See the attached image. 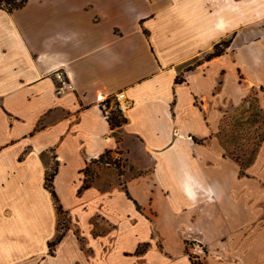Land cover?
I'll use <instances>...</instances> for the list:
<instances>
[{
	"label": "crops",
	"instance_id": "0c3cea01",
	"mask_svg": "<svg viewBox=\"0 0 264 264\" xmlns=\"http://www.w3.org/2000/svg\"><path fill=\"white\" fill-rule=\"evenodd\" d=\"M257 87L264 108V0L0 6V264H201L186 241L212 249L264 214V140L247 175L219 135ZM120 91L130 105L112 127L98 99ZM106 151L123 171L82 188ZM243 245L242 262L204 264H264L261 226Z\"/></svg>",
	"mask_w": 264,
	"mask_h": 264
},
{
	"label": "rangeland",
	"instance_id": "374dc122",
	"mask_svg": "<svg viewBox=\"0 0 264 264\" xmlns=\"http://www.w3.org/2000/svg\"><path fill=\"white\" fill-rule=\"evenodd\" d=\"M220 48H224V45H222ZM206 55L204 58H206ZM260 93V88H253L247 106L244 108L240 105L235 108L234 111L229 114V117H226L222 122L221 129L219 131V135L226 152L230 154L231 152L235 151V153L240 156L242 161H245L252 156L253 150L258 142V138L264 131V112L258 111V107H260L258 95ZM261 109L264 110V108ZM242 150H245V154ZM125 164L126 163L122 156L112 152L106 153L103 155V157H98L92 163H90L88 168H86L85 178L91 184L95 183L101 187H110L112 186L113 182L112 175L121 173L123 168L126 166ZM259 165L260 168L261 164ZM251 167L252 170H254L255 165ZM256 169H258V165L256 166ZM254 173L255 171L249 174L251 177L252 192L258 185L256 181L254 182ZM253 199L257 200V197L252 196V200ZM252 204L258 205L259 201H252ZM67 221L68 217L62 213L60 217L61 226H64V224L67 225ZM259 226L264 229V214L261 220H258V218L253 220L251 228L243 229L242 231L241 229L237 230L238 233L236 232L233 234L231 238L225 243L219 244L217 246L215 245L214 248H212L213 250L210 248L208 249V247L203 243H199L197 241H186V252H188L190 258L193 261L200 262L202 264H204V258H206L208 254L212 256L217 255L215 258L219 260L226 259L229 261L235 260L242 262V255H244L243 243L244 241L249 240V238L252 239V235L255 231L257 232L259 230ZM193 248H197L200 253H193Z\"/></svg>",
	"mask_w": 264,
	"mask_h": 264
},
{
	"label": "trees",
	"instance_id": "16d2710c",
	"mask_svg": "<svg viewBox=\"0 0 264 264\" xmlns=\"http://www.w3.org/2000/svg\"><path fill=\"white\" fill-rule=\"evenodd\" d=\"M27 2V0H0V6L1 7H4L5 9L9 10V11H12L13 9L15 8H19L21 6H23L25 3ZM232 41V37L226 39V40H221L219 41L215 46H214V49L213 51L209 52L207 55H206V59H211L212 57L214 56H217V55H220L222 54L225 50H226V47L229 46L230 42ZM222 45H224V48H220ZM191 68V66L188 67V69ZM183 80V77L181 76H178L176 78V81L177 82H180ZM249 98L250 96H248L241 104V106H243L244 108L247 106V103L249 102ZM258 111L259 112H264V110H262L260 107H258ZM109 119V122L111 124L112 127H116V126H119L121 125L123 122L126 121V117L123 115L122 112H120L117 108H112L110 110V115L108 117ZM221 129V127H220ZM264 140V131L263 133L260 135V137L258 138V142L256 144V147L254 148L253 150V154L250 158H248L247 160L245 161H242L240 159V156L237 155L235 153V151L231 152L230 155L233 156L238 162H240V171H241V174H245V169L251 164L253 163V161L255 160V156H256V153L258 151V148L259 146L261 145L262 141ZM245 154V150H242ZM111 151H106L104 154H102L100 157H103V155H105L106 153H110ZM89 166V165H88ZM88 168V167H86ZM85 172H86V169H85ZM55 173H56V168H54L50 173H48L46 175V186L48 187V189L51 191L55 201L58 203V196L56 194V191L54 189V186H53V178L55 176ZM91 185L90 182H88V180L85 178L84 179V182H83V185H82V188H86V187H89ZM129 194V193H128ZM58 209L60 210V212L62 211L61 210V205L58 203ZM65 228V226H61L60 224V232L57 234V236L55 237L54 240L50 241V251L53 252V249L56 245V243L60 240V238L62 237L63 235V229ZM202 264V263H201Z\"/></svg>",
	"mask_w": 264,
	"mask_h": 264
},
{
	"label": "built area",
	"instance_id": "2783aa9c",
	"mask_svg": "<svg viewBox=\"0 0 264 264\" xmlns=\"http://www.w3.org/2000/svg\"><path fill=\"white\" fill-rule=\"evenodd\" d=\"M57 78L61 82V85L58 87L59 90L71 87L70 82L64 78L62 73L59 72ZM98 100L99 105L107 118L109 117L112 108H117L120 112L124 113L130 105V101L126 98L124 91L115 93V95L100 97Z\"/></svg>",
	"mask_w": 264,
	"mask_h": 264
}]
</instances>
